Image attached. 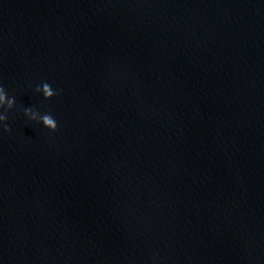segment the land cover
I'll list each match as a JSON object with an SVG mask.
<instances>
[{"label": "water", "instance_id": "obj_1", "mask_svg": "<svg viewBox=\"0 0 264 264\" xmlns=\"http://www.w3.org/2000/svg\"><path fill=\"white\" fill-rule=\"evenodd\" d=\"M0 84V264H264V0H0Z\"/></svg>", "mask_w": 264, "mask_h": 264}, {"label": "clouds", "instance_id": "obj_2", "mask_svg": "<svg viewBox=\"0 0 264 264\" xmlns=\"http://www.w3.org/2000/svg\"><path fill=\"white\" fill-rule=\"evenodd\" d=\"M36 91L40 92L46 100H51L60 94V90L54 88L52 84L44 82L36 85ZM17 103L15 96H10L8 90L0 84V130L11 131L7 121L9 120L8 110L12 109ZM24 116L32 122L42 124L46 129L55 132L58 130L60 124L57 118L51 113L39 112L31 108L23 110Z\"/></svg>", "mask_w": 264, "mask_h": 264}]
</instances>
